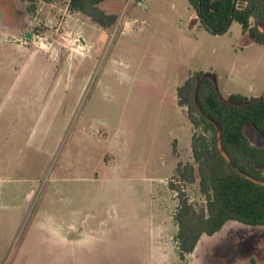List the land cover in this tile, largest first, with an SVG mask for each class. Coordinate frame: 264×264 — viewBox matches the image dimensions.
Returning <instances> with one entry per match:
<instances>
[{"label": "rangeland", "instance_id": "rangeland-1", "mask_svg": "<svg viewBox=\"0 0 264 264\" xmlns=\"http://www.w3.org/2000/svg\"><path fill=\"white\" fill-rule=\"evenodd\" d=\"M112 1L99 5L118 16L112 27L40 18L18 54L1 41L26 3L0 0V264H264V226L235 221L180 262L168 187L177 163L193 162L177 87L201 70L223 98L258 97L264 46L237 23L210 34L187 0ZM181 188L204 203L197 184ZM77 228L81 241L58 236Z\"/></svg>", "mask_w": 264, "mask_h": 264}, {"label": "trees", "instance_id": "trees-1", "mask_svg": "<svg viewBox=\"0 0 264 264\" xmlns=\"http://www.w3.org/2000/svg\"><path fill=\"white\" fill-rule=\"evenodd\" d=\"M30 14L37 3H65L102 29L118 19L99 5L105 0H20ZM200 26L212 35L240 25L253 43L264 46V0H187ZM177 105L191 125L193 162H178L170 190L176 193L173 237L180 262L194 252L203 236H213L226 223L235 221L251 227L264 226V92L258 97L240 93L223 98L213 72L194 71L176 89ZM253 127L263 139L253 145L244 127ZM173 142V152H175ZM176 181L177 183H174ZM197 184L204 203H193L181 186Z\"/></svg>", "mask_w": 264, "mask_h": 264}, {"label": "crops", "instance_id": "crops-1", "mask_svg": "<svg viewBox=\"0 0 264 264\" xmlns=\"http://www.w3.org/2000/svg\"><path fill=\"white\" fill-rule=\"evenodd\" d=\"M112 3H115L116 5H120V4H122V1L113 0ZM26 6H27V3H26ZM26 6H25L24 11H22L23 8H20L15 14L12 13V15L14 17L9 21L10 23L7 24L8 25V27H7L8 29L6 31L7 33H4L3 40L1 41V44H7L9 48L14 47L16 53H18V54L26 53V52H23V50H22L23 45L19 44L18 41L20 40V38H19L20 34L22 33V30L27 25V23L35 24L40 20V18L45 17L44 19L48 20L51 24L58 26V24L61 25L62 23H64V25L71 27V29L73 30L75 28V26L77 27V23L79 22V19L81 17H84L78 13H70L67 10V5L65 3L61 4V2L53 3V4H45V3L39 2V3H37V10L35 11V13H32V14H30L26 11ZM56 9H57V12H55ZM59 12H60V14H59ZM61 16H62V18L59 19ZM84 18L88 19L86 17H84ZM12 38H14V40H11ZM23 38L25 39V41H27V42H25L26 44H29V42L32 40L31 34L29 32H23ZM250 41L252 42L251 39H250ZM14 49L12 48V50H14ZM28 54H32V52L30 51V53H28ZM9 57H15V55H12ZM24 66H25V64H22L21 66H19L18 69H16L14 71L15 72L14 81L20 75V72L23 71ZM217 85H218V82H217ZM218 89H219V86H218ZM219 92H220V89H219ZM176 103H177V100H176ZM191 135H192V131H191ZM173 142H175V144H176L175 146H178V141L176 139ZM190 142H191V140H190ZM189 146H190V143H189ZM33 189L34 188L32 187L29 190V192L32 191ZM23 219H24V214H23ZM74 231L75 232L73 234L69 233L67 236L66 235H58V236H63L62 241L65 242L68 237H71V236L75 237L76 234H78L76 237L80 240V238H81L80 235H82L81 231L78 228Z\"/></svg>", "mask_w": 264, "mask_h": 264}, {"label": "built area", "instance_id": "built-area-1", "mask_svg": "<svg viewBox=\"0 0 264 264\" xmlns=\"http://www.w3.org/2000/svg\"><path fill=\"white\" fill-rule=\"evenodd\" d=\"M130 2V0H128ZM136 5L139 7H144V0H135Z\"/></svg>", "mask_w": 264, "mask_h": 264}]
</instances>
